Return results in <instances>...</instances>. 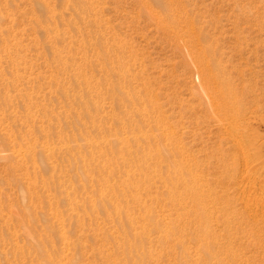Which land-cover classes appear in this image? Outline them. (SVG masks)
<instances>
[{"label": "rangeland", "instance_id": "obj_1", "mask_svg": "<svg viewBox=\"0 0 264 264\" xmlns=\"http://www.w3.org/2000/svg\"><path fill=\"white\" fill-rule=\"evenodd\" d=\"M0 264H264V0H0Z\"/></svg>", "mask_w": 264, "mask_h": 264}, {"label": "bare ground", "instance_id": "obj_2", "mask_svg": "<svg viewBox=\"0 0 264 264\" xmlns=\"http://www.w3.org/2000/svg\"><path fill=\"white\" fill-rule=\"evenodd\" d=\"M173 166H174V169H181V168H183L182 165L179 164V163H177V162L175 164H173ZM127 241L130 242L128 239H127Z\"/></svg>", "mask_w": 264, "mask_h": 264}]
</instances>
